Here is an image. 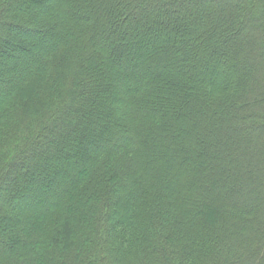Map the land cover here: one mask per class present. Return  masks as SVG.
<instances>
[{
    "label": "trees",
    "instance_id": "1",
    "mask_svg": "<svg viewBox=\"0 0 264 264\" xmlns=\"http://www.w3.org/2000/svg\"><path fill=\"white\" fill-rule=\"evenodd\" d=\"M23 1L0 264H264V0Z\"/></svg>",
    "mask_w": 264,
    "mask_h": 264
},
{
    "label": "rangeland",
    "instance_id": "2",
    "mask_svg": "<svg viewBox=\"0 0 264 264\" xmlns=\"http://www.w3.org/2000/svg\"><path fill=\"white\" fill-rule=\"evenodd\" d=\"M197 2L199 3L201 1L200 0L198 1L197 0ZM23 3H25V5H27L26 2H25V0L23 1ZM16 13H17V15L15 16V18L18 19V14H21V12L20 11H17ZM258 13H259V15H262L263 14V10H259ZM16 31H18V32H15V33H17L16 35H18V36L22 35V33L25 34L26 36L30 35V33H26L27 31H24L25 33L24 32H21L18 29ZM6 45L12 46L13 45V41L7 42ZM17 53H20V52L17 51ZM2 58L5 59V60H7V61H11L12 60V58H9L7 55H2ZM0 64H2V61H0ZM233 77H234L233 74H228L229 81H230V79L231 80H234ZM237 83L238 82H231V83H229V86L230 87H234ZM27 175H29V174H25L24 173V176H27ZM7 200H9V192L7 190L2 191V192L0 191V205H1V203L4 204ZM248 249H249V247H248ZM238 250L240 252L243 251V249H241V248H239Z\"/></svg>",
    "mask_w": 264,
    "mask_h": 264
}]
</instances>
